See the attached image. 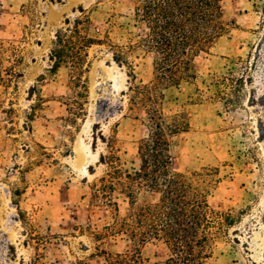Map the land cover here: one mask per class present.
<instances>
[{
  "label": "rangeland",
  "instance_id": "1",
  "mask_svg": "<svg viewBox=\"0 0 264 264\" xmlns=\"http://www.w3.org/2000/svg\"><path fill=\"white\" fill-rule=\"evenodd\" d=\"M136 2L0 0V42L15 44L20 56L13 77L4 71L11 63L0 58V76L10 78L0 81V264H110V256L136 248L141 264H168L163 241L136 244L115 227L158 195L141 190L131 205L116 192L118 211L93 195L109 172L113 141L126 168L140 164L148 128L129 95L132 73L136 83L153 78L152 53L137 46L121 58L108 45L92 47L88 102L76 123L68 121L69 69L50 71L57 31L84 13L115 44L141 42ZM224 8L227 29L195 58V79L174 90L169 103L190 122L172 139L171 168L185 174L217 168L209 202L240 216L217 239L208 263L264 264V0H224ZM231 68L245 82L227 104L207 86Z\"/></svg>",
  "mask_w": 264,
  "mask_h": 264
},
{
  "label": "trees",
  "instance_id": "2",
  "mask_svg": "<svg viewBox=\"0 0 264 264\" xmlns=\"http://www.w3.org/2000/svg\"><path fill=\"white\" fill-rule=\"evenodd\" d=\"M134 19L144 25L145 34L141 42L123 47L115 44L108 34H101L89 14L74 18L68 27L57 31L51 48L50 71L69 69L73 96L68 100V121L76 123L85 114L88 102L86 73L92 47L108 45L121 58L127 50L137 46L152 53L153 78L147 83H136L132 73L129 95L131 109L143 112L148 128L147 136L138 147L140 164L126 168L113 141L107 158L109 172L93 195L115 211L119 210L116 192L128 197L131 205L135 204L136 194L141 190L158 195L156 202L136 208L127 218L117 221L115 227L129 234L136 244L163 241L170 249L168 264H209L217 239L235 226L240 216L231 210H218L209 202L217 168L189 174L172 171V139L188 131L190 122L185 112L173 111L169 103L174 90H180L184 81L195 79V58L209 52L227 29L224 0H137ZM0 58L11 63L5 66L6 74L15 76L19 48L0 42ZM243 61L239 58L237 64ZM7 79L10 78L0 76V81ZM244 82V74L231 68L225 74L214 76L207 88L214 86L215 97L234 104ZM202 97L203 91L198 88V98ZM19 215L23 221L28 219L23 212ZM109 262L141 264V258L136 248L110 256Z\"/></svg>",
  "mask_w": 264,
  "mask_h": 264
}]
</instances>
